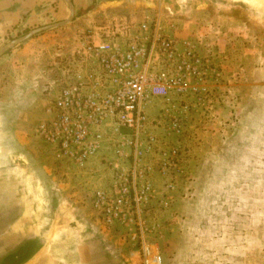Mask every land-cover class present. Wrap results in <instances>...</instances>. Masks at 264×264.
<instances>
[{"label": "rangeland", "instance_id": "rangeland-1", "mask_svg": "<svg viewBox=\"0 0 264 264\" xmlns=\"http://www.w3.org/2000/svg\"><path fill=\"white\" fill-rule=\"evenodd\" d=\"M98 1L75 0L78 12L69 22L0 55V199L11 196L20 204L16 211L30 216V235L44 250L40 264H125L122 231L101 233L90 209L92 192L107 188L116 169L108 165L110 149L77 168L56 161L34 127L77 70L88 30L112 39L113 24L146 17L206 62L202 79L190 80L184 94L168 91L143 109L154 138L142 159L150 172L140 180L151 190L141 209L148 238L162 264H264V1L137 0V14L106 9L91 17ZM17 4L10 24L2 12L18 6L0 10V49L55 23L37 15L28 21L29 8ZM172 151L167 168L164 155ZM37 247L31 244L25 256Z\"/></svg>", "mask_w": 264, "mask_h": 264}, {"label": "built area", "instance_id": "built-area-1", "mask_svg": "<svg viewBox=\"0 0 264 264\" xmlns=\"http://www.w3.org/2000/svg\"><path fill=\"white\" fill-rule=\"evenodd\" d=\"M112 28V39L101 40L96 30L82 36L77 70L43 109L34 136L52 148L56 161L77 168L108 147L114 159L109 168L116 169L107 188L91 194L95 224L103 234L114 226L122 231L125 264H162L141 215L151 191L140 182L150 172L142 159L154 143L143 109L151 98L167 99L168 91L184 94L190 80L202 79L206 62L190 43L171 39L158 19ZM173 156L174 151L164 155L167 168L173 167Z\"/></svg>", "mask_w": 264, "mask_h": 264}, {"label": "crops", "instance_id": "crops-1", "mask_svg": "<svg viewBox=\"0 0 264 264\" xmlns=\"http://www.w3.org/2000/svg\"><path fill=\"white\" fill-rule=\"evenodd\" d=\"M72 7V15L74 16L78 9L76 8L75 0H68ZM77 1V0H76ZM93 1V0H90ZM262 2L264 0H261ZM11 2H15L18 7L10 14L2 12L4 22L11 23L13 18L17 17L19 12V3L21 6L29 8L27 19L36 16V20L42 23L46 21L60 22L66 19L69 15L68 7L60 0H28L29 3L21 0H0V10L9 6ZM246 3L253 2L252 0H245ZM96 9L91 12V17L98 15L101 11L106 9H114L123 12H128L133 15L137 14V0H100L95 4ZM27 12V11H26ZM26 12L24 14H26ZM122 20L121 23L113 24V26H121L124 23L135 22V20ZM4 24L1 22V27ZM23 25V24H22ZM30 23L27 24V28ZM26 25L21 26V31H25ZM29 31V30H28ZM8 193V192H7ZM11 196L6 195V199L1 197L0 201V264H40L44 258V250L41 247L40 238L38 236H31L29 231V217H26L24 210L17 212L16 208L20 207L17 201L14 202ZM13 197V196H12ZM23 208V205H21ZM3 208V209H2ZM100 237V236H98ZM100 242L104 240L100 237ZM31 244H37V251L31 255H26L25 252L30 249ZM24 255V256H19ZM20 257V258H18ZM44 264V263H43Z\"/></svg>", "mask_w": 264, "mask_h": 264}, {"label": "water", "instance_id": "water-1", "mask_svg": "<svg viewBox=\"0 0 264 264\" xmlns=\"http://www.w3.org/2000/svg\"><path fill=\"white\" fill-rule=\"evenodd\" d=\"M62 1L63 3H65V5L68 7V10H69V15L66 19L60 21V22H57V23H54L52 25H49V26H44V27H39V28H35L33 30H30L29 32H27L25 35L11 41L9 44L3 46L1 49H0V55L6 50L8 49L9 47H11L12 45H18L28 39H30L32 36L40 33V32H43L49 28H52V27H57V26H60V25H64L66 24L67 22H69L72 18V7H71V4L68 0H60Z\"/></svg>", "mask_w": 264, "mask_h": 264}, {"label": "trees", "instance_id": "trees-1", "mask_svg": "<svg viewBox=\"0 0 264 264\" xmlns=\"http://www.w3.org/2000/svg\"><path fill=\"white\" fill-rule=\"evenodd\" d=\"M22 33L24 34V33H26V31H23Z\"/></svg>", "mask_w": 264, "mask_h": 264}]
</instances>
